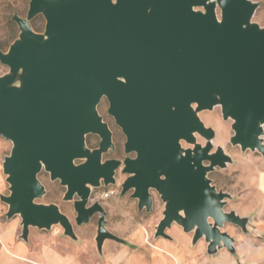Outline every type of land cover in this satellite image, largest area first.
Instances as JSON below:
<instances>
[{"label":"water","instance_id":"1","mask_svg":"<svg viewBox=\"0 0 264 264\" xmlns=\"http://www.w3.org/2000/svg\"><path fill=\"white\" fill-rule=\"evenodd\" d=\"M252 0H29L25 17L13 13L18 36L0 62V135L11 141L2 161L9 194L0 195L6 216H20L21 238L30 227L59 224L77 239L73 224L55 203L38 202L44 169L73 200L75 224L98 213L95 244L124 242L106 228V211L92 187L113 184L123 164L121 194L132 190L137 208L151 211L154 189L164 209L154 237L169 239L173 223L203 239L206 253L234 251L225 223L246 231L248 217L226 211L231 194L207 173L231 162L222 146L213 150V128L198 113L220 107L231 120L229 142L264 155V26L252 21ZM45 19L43 32L31 20ZM125 136L124 160L101 161L113 146L97 110ZM100 141L90 149L86 135ZM197 136L205 142H197ZM181 142L189 144L183 147ZM77 159H83L75 164ZM75 197V198H74Z\"/></svg>","mask_w":264,"mask_h":264},{"label":"rangeland","instance_id":"2","mask_svg":"<svg viewBox=\"0 0 264 264\" xmlns=\"http://www.w3.org/2000/svg\"><path fill=\"white\" fill-rule=\"evenodd\" d=\"M258 2L252 21L264 26V0H252ZM29 0H0V50L6 51L10 43L18 36L19 28L15 21L11 19L13 13L25 17L28 9ZM45 19L41 14L36 15L31 20L32 28L37 32H43ZM8 72V67L0 62V75ZM108 102L103 97L97 105V110L103 119L113 130V141L117 144L116 151L109 150L104 156L118 154L120 157L131 156L132 153L126 154L122 148L124 140L120 129L114 127L113 118L107 113ZM200 119L206 126L214 129L215 137L212 140L213 150L216 146H222L225 153L231 157V162L227 163L224 168L216 167L207 173L211 183L219 190L231 194V198L226 199L224 209L226 211L237 210L253 217L258 215L259 208L263 201L261 195L262 184L261 175L264 176V155L258 151L241 150L239 146H234L229 142L233 131L231 129V120H224L221 117L220 107L215 106L212 110H203L198 113ZM264 136V135H263ZM197 142L204 144L205 140L197 136ZM88 143L93 144L94 139ZM183 146H190L182 142ZM11 148V141L0 135V195L9 194V185L6 181V175L2 171V161ZM125 174L118 171L114 184L107 186L101 184L99 187H92L89 196V203L98 200L105 209L106 228L115 235L127 239L128 241L144 240L145 243L156 239L154 237V228L159 219L162 217L164 203L155 190H150L152 195V209L146 211L137 208V200L131 197V190L124 194L120 193L122 182ZM38 179L45 187V194L37 199L38 202L55 203L73 224L74 232L77 239L73 241L70 237L65 238L63 229L59 224H54L49 229H38L30 227L29 242L32 248H37L40 243H47L55 247H65L63 250L80 252L84 246V251L95 253L97 251L95 244L96 221L94 217L87 223L76 225L74 220L75 210L73 200H63L65 187L60 185L58 180H51L49 174L44 172L38 176ZM106 194H108L106 196ZM75 198V197H74ZM7 204L0 199V264H8L7 257H13L16 263L21 264V260L8 254L11 244L17 249L21 238L20 216L14 215L11 218L6 216ZM257 218V217H255ZM175 225V224H174ZM223 229L229 232L238 231V226L225 223ZM68 239V240H64ZM35 241V242H34ZM68 241L70 244H63ZM112 243H118L114 240ZM77 245L73 248L71 245ZM120 244V243H119ZM131 246H136L134 243ZM75 247V246H74ZM17 253V252H16ZM33 264V263H31Z\"/></svg>","mask_w":264,"mask_h":264},{"label":"crops","instance_id":"3","mask_svg":"<svg viewBox=\"0 0 264 264\" xmlns=\"http://www.w3.org/2000/svg\"><path fill=\"white\" fill-rule=\"evenodd\" d=\"M260 182L263 186L261 187L263 201L258 215L251 217L234 210L237 214L248 217L246 231L238 229V231L229 232L222 228L234 237L232 253L225 248L217 249L212 254L206 253V243L203 239L192 243V234L184 232L175 223L166 230L170 236L169 239L156 237L155 240L147 243L143 239L140 241L124 239V242L118 243L104 241L101 251L95 253L83 252L84 246L83 251L73 252L63 250L65 248L63 246L55 247L45 242L40 243L37 248H32L28 238L31 234L29 228L27 239L20 241L17 249H13L11 244L12 253L10 250L7 253L19 258L21 264H264L263 175L260 177ZM133 243L136 246H131ZM63 244L70 243L64 241ZM71 246L76 248L77 245L74 243ZM6 261L8 264H18L10 256L6 258Z\"/></svg>","mask_w":264,"mask_h":264},{"label":"flooded vegetation","instance_id":"4","mask_svg":"<svg viewBox=\"0 0 264 264\" xmlns=\"http://www.w3.org/2000/svg\"><path fill=\"white\" fill-rule=\"evenodd\" d=\"M102 118H103V117H102ZM103 120H104V119H103ZM104 121H105V120H104ZM113 121H114V119H113ZM105 122H106V121H105ZM106 123H107V122H106ZM107 125H108V127H109V129H110V131H111V140H112L113 146H112L111 148H109L106 152H104V153L102 154L101 161H105V160H109V159H114V160H118V161H121V162H122L126 156L120 157L118 154H114V155H110V156H104V154L107 153L109 150H111V151H116V150L118 149L117 144L113 141V130L111 129V127L109 126L108 123H107ZM114 127H117L118 129H120V127L117 126V125L115 124V122H114ZM120 133H121V135H123V137H124V140H123V143H122V148H123V150H124L125 136H124V134L122 133L121 129H120ZM90 139H94V143L91 144V145H90V143H88V141H89ZM85 141H86V145H87V147H89L90 149H93V148H95V147L98 146L99 141H100V137H99V135H97V134H87V135H86V138H85ZM181 144H182V142H181ZM182 146H183V145H182ZM183 147H189V146H183ZM129 157H135V153H132V155L129 156ZM82 161H83V159H77V160L74 161V163H75V164H78V163H81ZM122 168H123V164H121L120 166H118L117 168H115L114 173H113V177H114L115 181H116V174H117V172H118V171L122 172ZM43 171H44V172H47V171H45L44 169H41L40 172L38 173V176H39L40 174H42ZM47 173H48V172H47ZM122 173H123V172H122ZM48 174H49V173H48ZM123 174H125V173H123ZM126 177H127V174H125V176H124L122 182L125 180ZM122 182L120 183V187H121ZM114 183H115V182H114ZM114 183H113V184H114ZM150 190H154V189H150ZM150 190H149V191H150ZM120 191H121V190H120ZM131 191H132V190H131ZM150 193H151V192H150ZM63 194H64V193H63ZM151 196H152V195H151ZM75 215H76V213L74 214V218H75ZM106 215H107V213H106ZM98 216H99L98 213H95V214H93V215L91 216V218H90V220H91V219L94 217V219H95V221H96V225H97V219H98ZM105 219H106V216H105Z\"/></svg>","mask_w":264,"mask_h":264},{"label":"built area","instance_id":"5","mask_svg":"<svg viewBox=\"0 0 264 264\" xmlns=\"http://www.w3.org/2000/svg\"><path fill=\"white\" fill-rule=\"evenodd\" d=\"M108 194H106V196H107Z\"/></svg>","mask_w":264,"mask_h":264}]
</instances>
